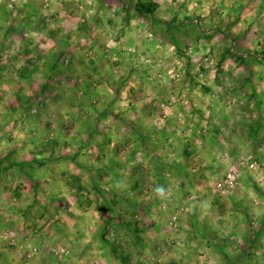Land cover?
<instances>
[{"label": "crops", "instance_id": "obj_1", "mask_svg": "<svg viewBox=\"0 0 264 264\" xmlns=\"http://www.w3.org/2000/svg\"><path fill=\"white\" fill-rule=\"evenodd\" d=\"M0 86V264H82L101 240L83 228H120L139 260L165 256L168 197L186 198L166 203V224L189 235L178 260L264 264V0H0ZM21 103L41 106L23 134L58 139L17 136ZM242 155L262 171L218 206L214 186ZM110 197L124 202L102 208ZM56 229L77 245L66 258L49 250ZM102 242L108 264H125L131 252L118 260Z\"/></svg>", "mask_w": 264, "mask_h": 264}, {"label": "rangeland", "instance_id": "obj_2", "mask_svg": "<svg viewBox=\"0 0 264 264\" xmlns=\"http://www.w3.org/2000/svg\"><path fill=\"white\" fill-rule=\"evenodd\" d=\"M3 19H5V18H3ZM6 20L7 21H5V24L10 22V18L9 17L6 18ZM14 23L15 22H13L12 24H14ZM146 39L147 40H151V37H147ZM149 58L151 59V62H152L153 57L149 56ZM168 71L171 72V69L170 70L168 69ZM7 73H9V70L7 71ZM169 74L170 73H168V74L166 73V75H167L166 77L170 78L171 74L170 75ZM180 77H181V73H180ZM176 79L173 78L171 80H176ZM22 86H23L22 87V92L23 93L21 92V96L23 98H25V96H27V95H25V92H26V90L28 91L30 87H29L28 84H25V83H23ZM2 87H3V90H4L6 88L9 89L10 86H4L3 85ZM12 87H15V86H12ZM198 93H199V91H198ZM195 96L198 97V94L195 93ZM38 102L40 104H44L46 107H47V105H49L45 101H38ZM4 103H6L7 106H10L9 105V100L8 101H4ZM4 103L2 102V104H0V107H3ZM18 107H20V108H19V113L17 114L16 121L18 123L17 126H19V128H20L21 125L22 126L24 125L25 119L28 117V113L36 111L37 114H38L39 113L38 108L41 109V106H39V105L34 106V107L32 106L31 108H26V104L25 103H21V105H19ZM30 114H33V113H30ZM37 118H38V116L35 117L36 121H37ZM38 120H40V118H38ZM37 123L39 124L40 121L36 122V124ZM18 131L19 132H18L17 136L19 135L21 138H24L26 136L27 139L30 136V137H33V140H35V141L40 140L42 137H44V140H50V142L58 139V136H57L56 132H54V131H51V132H49L47 134H44V136H42V137L40 136L41 134H39V133L23 134L21 132V128ZM6 133L8 134L9 131H7ZM13 135L15 136V134L9 133L8 135H6V138L8 140H13V139H15L17 137V136L13 137ZM61 139L64 140V138H61ZM53 144H55V143H53ZM68 152H70V151L69 150L66 151L67 155L70 154ZM256 160H252L251 158H248V157H245L244 155H242L241 157L237 158V160L235 162H230L231 164H229L227 166L228 168L225 169L222 179L219 182H217L218 184H216L214 186V191H215L214 196H216L215 200H217V201H215L216 205L218 204V206H220V205H229L230 204V206H235L234 205L235 204L234 197L236 198L235 194H241V195L247 194L246 193L247 190L244 187V183L242 184L241 180H242L243 175L246 174V172H252V173H256L257 174V173H260L262 171V168H263L262 166L263 165L261 163H258ZM250 166H252V167H250ZM230 167H235L236 170L240 172L239 178L237 180V186L234 189H228V190H219V189H217L222 184L223 179L225 178L226 171ZM71 182L73 183V181H71ZM239 189L240 190L243 189V190L241 192H239V193H236V192H238ZM229 194H230V196H228ZM169 199L172 200V203L169 201ZM243 199H245V204H248V203L250 204V202H252L251 198L248 199L247 197L246 198L244 197ZM105 200L106 201L107 200L113 201L114 198H111V197L108 198V199L105 198L104 201ZM116 200H118L117 201V204H118L117 208L121 207L119 205L123 204L122 202H124V199L122 197H118V198H116ZM182 200L185 201L186 198L185 199L184 198L181 199V198H178V197H168L167 199H164V200L160 201L158 203V206H157L158 210H160L159 211L160 213H157L156 215L158 217H160V218H158L159 225L157 226L158 229L155 231V234L158 235L159 238H161V239H164V240L166 239L165 241L168 242V244L166 243V245H164V242H162L163 246L162 245L159 246V249L160 250L162 249L161 250L162 252L165 251V253H164L165 256L163 255V253H160L159 256H154V257H149V256H151V254H146V260H144V261L143 260H139L140 258L138 257V254H137V256L135 255L137 249L133 248V250H132V248H131V250H130L128 245L125 242H123V240H122V238H123V234H122L123 230H121L120 228H103V229H99V230H91V229H88V228H83L80 231V233L82 235L81 237L85 238V237L91 236L92 238L95 237V238H98V239H101V240L99 241V243L96 246L92 244V246H91L92 249H90V245L87 246L88 252L86 251L87 253L83 252V254H82L83 255V263L82 264H108V262L110 261V259H109L110 256L107 255L106 250L109 251V253H110L111 252L110 251L111 248H110V245L109 246L105 245L102 241L113 242V250L116 252V254H120L121 253V254L124 255V253H126L128 251L131 252L130 253L131 255H124L126 257V261H124L125 264H194V262H192L191 259H190V261H188L187 259L178 260L177 257H176L177 256L176 254L181 255L182 252L183 253L184 252L190 253L188 251V249L185 248V244H184L188 240L187 237L189 236L187 234L188 233L187 230H185L184 228H181V227L179 228V225H178V227L176 226V228H172L169 225V221H167V224H166V219H167L166 213L168 211H170V210H173L174 207H175L173 205V208H172L171 206H167V204H169V205L170 204H174L175 201L177 203L180 202V204H182L181 203ZM103 203L101 202L102 206L101 205H97L96 209L101 210L100 206L102 208L105 206V204L103 205ZM177 203H175V204H177ZM81 205H82V207H84V206L89 207V199H88V197H86V198L83 197L82 198ZM178 207H180V206H176V209H178ZM86 216H88V214ZM138 218H141V220L142 219H146V216L144 214H142L141 210H139V211L137 210V212L135 213V220H137ZM57 221H60L59 217H58ZM164 222H165V224H164ZM66 231H67V233H66L65 239L67 241H69L68 243H70V246H69V244L67 242H66L67 245H64L65 243H64V241H62L63 234L60 231V229L59 230L56 229L55 230L56 233L55 232L53 234L50 233L52 235L51 238H54L55 240H57V242L61 241L63 244H61L62 246L52 245L51 247H49V250H51V248H53V249H57V248L64 249V251H65L64 253L65 254H62V255H66L65 258L68 256V254H71L70 252H71L72 248L73 249L77 248L76 247L77 245L73 244V242H70V238H73L72 237L73 235H71L72 231H69L68 229H66ZM151 231H154V230H148V232H146V233L150 234ZM0 232L4 233V234H7V235L9 234V232H3V231H0ZM95 232H96V234H95ZM68 233H70V234H68ZM131 236H136V233L132 234ZM8 238L11 239L10 234H9ZM71 240H73V239H71ZM7 241H10V240L8 239ZM171 242H173V243L171 244ZM0 244H3V243H0ZM67 247H69V248H67ZM195 249L196 248H193L192 250L195 251ZM89 250L93 251V253H91V255L93 254V256L91 258L88 257V254H90ZM94 250H95V252H94ZM132 251L134 252V254H132L133 253ZM148 251H149V253H151V250H148ZM51 252L53 253V251H51ZM194 253H196V252L191 251V254H194ZM53 254H55V253H53ZM55 256H58L60 258L61 254H55ZM72 256H71V258L73 259ZM102 257L103 258H107L108 262H106V259H103ZM71 264H72V261H71ZM195 264H199V263L196 262ZM259 264H261V262H259Z\"/></svg>", "mask_w": 264, "mask_h": 264}, {"label": "built area", "instance_id": "obj_3", "mask_svg": "<svg viewBox=\"0 0 264 264\" xmlns=\"http://www.w3.org/2000/svg\"><path fill=\"white\" fill-rule=\"evenodd\" d=\"M144 62L146 64H150L151 63V59L149 57H147L146 59L144 58ZM171 74V79H176L180 77V72H178L177 70L173 71L171 70L170 72ZM252 167V166H250ZM240 172L236 170L235 167H230L225 174V178L223 179L222 184L217 188L219 190H228V189H234L237 186V180L239 178ZM169 225L172 228H176V216H173L170 220H169ZM9 234H4L0 232V243L2 242H6L8 239L10 240ZM45 247L43 244L40 246ZM51 251H53V253L55 254H65L64 249L62 248H57V249H53L51 248Z\"/></svg>", "mask_w": 264, "mask_h": 264}, {"label": "trees", "instance_id": "obj_4", "mask_svg": "<svg viewBox=\"0 0 264 264\" xmlns=\"http://www.w3.org/2000/svg\"><path fill=\"white\" fill-rule=\"evenodd\" d=\"M104 204L105 205H107L108 206V208H110V209H112V208H114L116 205H118L116 202H114V201H110V202H104ZM113 254H115V255H117L118 257H120L118 260H121V261H123L124 259H123V257L122 256H120L121 254H116V252L113 250Z\"/></svg>", "mask_w": 264, "mask_h": 264}, {"label": "clouds", "instance_id": "obj_5", "mask_svg": "<svg viewBox=\"0 0 264 264\" xmlns=\"http://www.w3.org/2000/svg\"><path fill=\"white\" fill-rule=\"evenodd\" d=\"M157 192H158V193H162V192H163V189L158 188V189H157Z\"/></svg>", "mask_w": 264, "mask_h": 264}]
</instances>
